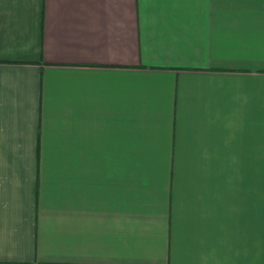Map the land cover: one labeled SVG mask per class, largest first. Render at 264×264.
<instances>
[{
    "label": "crops",
    "instance_id": "obj_1",
    "mask_svg": "<svg viewBox=\"0 0 264 264\" xmlns=\"http://www.w3.org/2000/svg\"><path fill=\"white\" fill-rule=\"evenodd\" d=\"M0 264H264V0H0Z\"/></svg>",
    "mask_w": 264,
    "mask_h": 264
}]
</instances>
